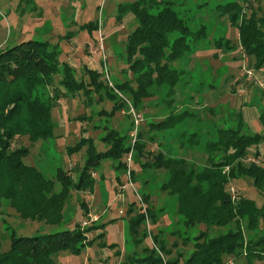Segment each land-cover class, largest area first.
I'll use <instances>...</instances> for the list:
<instances>
[{"label": "rangeland", "instance_id": "obj_1", "mask_svg": "<svg viewBox=\"0 0 264 264\" xmlns=\"http://www.w3.org/2000/svg\"><path fill=\"white\" fill-rule=\"evenodd\" d=\"M135 1L0 0V47L40 39L49 41L60 51L59 70L48 88L50 94L56 96L51 108L53 135L34 141L28 136L20 137L17 145L28 148L23 161L54 179L55 191L59 192L62 184L57 179L58 170L62 168L78 180L91 144L98 153L108 152L112 144L107 138L112 131L129 134V151H133L132 178L127 166L119 167L120 162H127L128 152L119 158L109 154L102 156L99 163L92 166L93 190H71L60 226L48 227L36 220H23L12 206L3 207L1 252L10 249L13 231L18 236H31L74 229L81 224L83 228L90 227L86 234L92 242L80 251L61 250L56 256L57 264H125L134 251L143 253L144 248L155 247L154 236L160 234L166 238V246L172 249L169 258L183 253L179 264H187L195 237L205 226L187 228L184 221H179L178 196L163 188L169 176L167 172L153 164L144 168L141 162L148 161V157L136 160L134 148L140 132L147 149L184 158L189 168L202 172L208 158L206 142L216 139L214 125L218 126L224 119L225 125H235L238 114L243 117V107L253 106L260 116H253L249 122L244 119L246 129L259 134L261 141L250 148L244 162L255 163L252 161L255 158L256 164L264 166V121L261 118L264 70L255 69L254 59L240 45L239 29L231 24L227 14H219L216 6L220 0H170L175 3L174 8L188 18L193 29L205 25L208 32L207 39L192 43L193 51L179 64L188 71L182 88L170 95L168 86L155 85L153 95L139 106L121 93L116 84L134 78L128 61V36L136 25L132 12L123 6ZM179 35L174 32L170 39ZM220 36L227 37L235 47H217L214 40ZM65 65L72 68V78L65 77ZM113 93L127 97L129 108L121 107L122 101H115ZM169 115L184 118L174 128L157 127L156 123ZM135 118L140 124L134 141ZM212 155L214 160L221 156ZM252 182L251 178L232 179L227 188L234 192L235 200L247 193L261 207L264 194ZM83 202L89 207L87 215ZM147 209L157 214V219L153 221L147 216L141 225L147 236L136 246L130 241V221ZM225 230L212 227L209 236H217ZM243 251L239 256L230 255L225 264H264V257L247 254L246 247ZM165 257L168 256L165 254Z\"/></svg>", "mask_w": 264, "mask_h": 264}, {"label": "trees", "instance_id": "obj_2", "mask_svg": "<svg viewBox=\"0 0 264 264\" xmlns=\"http://www.w3.org/2000/svg\"><path fill=\"white\" fill-rule=\"evenodd\" d=\"M257 1L261 0H220L216 9L220 15L227 14L231 24L239 29L240 45L254 59L255 69L264 70V2L256 4ZM174 5L170 0H137L123 6L134 14L136 21L128 36V61L134 78L116 86L135 106L153 95L155 85L168 86L167 94L170 95L182 88L188 71L180 67V62L193 51V42L208 37L205 25L193 29L188 18ZM174 32L180 35L171 40L170 35ZM214 43L219 48L235 47L225 36L216 38ZM59 52L49 41L40 39L0 47V213L6 205L12 206L21 219L36 220L48 227L63 224L65 203L72 189L93 190L92 166L98 164L102 156L109 154L119 158L124 152H130L129 134L112 131L107 138L112 144L108 152L98 153L91 144L87 163L78 180L62 168L58 170L57 179L62 184L59 192L55 191L54 179L23 161L28 148L17 145L20 137L28 136L34 141L53 135L51 108L56 96H52L48 88L59 70ZM64 73L66 78H72L69 65H65ZM262 93L264 96V91ZM111 96L115 101H122L121 107L129 108L127 97L115 93ZM183 118V115H169L156 125L160 129L174 128ZM261 118L264 121V112ZM236 120L235 125H225V119L221 124L217 123L218 126L214 125L216 139L206 142L208 158L202 172L189 168L184 158L147 149L141 132L135 145L136 160L149 158L141 162L144 168L153 164L169 175L163 188L178 196L179 221H184L187 228L205 226L195 237L187 264H225L230 255L243 254L244 247L247 254L264 257V204L259 207L247 193L235 200L227 188L232 179L251 178L253 186L264 194V166L244 162L250 148L260 143L261 136L246 129L241 114ZM214 153L221 156L214 160ZM126 166V162H120L119 167ZM82 205L87 215L89 207L84 202ZM147 216L153 221L157 219V214L147 209L130 221V241L136 246L147 236V231L141 228ZM212 227L226 230L210 237ZM89 229L77 224L74 229L31 236H18L13 231L10 249L0 251V264H57L56 256L61 250L80 251L92 242L86 234ZM185 239L190 241L188 237ZM252 242L255 245L251 246ZM154 243L155 247L144 248L143 253L134 251L125 264L180 263L184 254L169 258L172 249L166 246L162 234L154 236Z\"/></svg>", "mask_w": 264, "mask_h": 264}, {"label": "built area", "instance_id": "obj_3", "mask_svg": "<svg viewBox=\"0 0 264 264\" xmlns=\"http://www.w3.org/2000/svg\"><path fill=\"white\" fill-rule=\"evenodd\" d=\"M135 126L136 128H134V131H133V136H134V141L136 140V135L138 133V129L137 127H139L138 125L140 124V121L138 120V118H135ZM132 156H133V151H130L129 154H128V157H127V162H126V165H127V168H128V175L130 178L131 177V173H132ZM252 161L255 162V163H258V160H256L255 158H252ZM232 191H234V187H232ZM234 192H232L233 194ZM234 195V194H233Z\"/></svg>", "mask_w": 264, "mask_h": 264}, {"label": "crops", "instance_id": "obj_4", "mask_svg": "<svg viewBox=\"0 0 264 264\" xmlns=\"http://www.w3.org/2000/svg\"><path fill=\"white\" fill-rule=\"evenodd\" d=\"M28 1V0H27ZM133 14V13H132ZM133 16H134V14H133ZM135 17V16H134ZM136 23V22H135ZM260 112L258 111V109L257 108H255V107H250V106H244L243 107V117H244V119H246L247 120V122H249V121H251L252 119H253V116L254 117H257L258 115L260 116V114H259ZM164 119V118H163ZM163 119H161V120H159L158 122H160V121H162ZM157 122V123H158ZM155 135V134H154ZM160 145V144H159ZM158 145V146H159ZM90 216L91 217H93V218H97L98 216L97 215H92V214H90ZM203 226V225H202Z\"/></svg>", "mask_w": 264, "mask_h": 264}]
</instances>
